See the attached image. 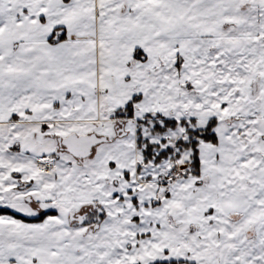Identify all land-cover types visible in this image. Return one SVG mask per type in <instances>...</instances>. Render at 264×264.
Listing matches in <instances>:
<instances>
[{
	"label": "snow or ice",
	"instance_id": "6c2138e0",
	"mask_svg": "<svg viewBox=\"0 0 264 264\" xmlns=\"http://www.w3.org/2000/svg\"><path fill=\"white\" fill-rule=\"evenodd\" d=\"M0 264H264V0H0Z\"/></svg>",
	"mask_w": 264,
	"mask_h": 264
}]
</instances>
